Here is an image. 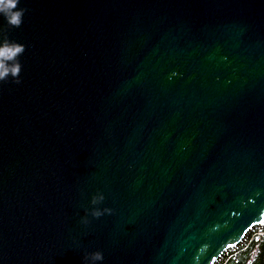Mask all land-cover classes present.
Returning <instances> with one entry per match:
<instances>
[{
	"label": "water",
	"instance_id": "1",
	"mask_svg": "<svg viewBox=\"0 0 264 264\" xmlns=\"http://www.w3.org/2000/svg\"><path fill=\"white\" fill-rule=\"evenodd\" d=\"M17 7L19 27L0 16L25 45L20 83H0V264H213L257 225L264 0ZM97 190L114 211L83 225Z\"/></svg>",
	"mask_w": 264,
	"mask_h": 264
},
{
	"label": "clouds",
	"instance_id": "2",
	"mask_svg": "<svg viewBox=\"0 0 264 264\" xmlns=\"http://www.w3.org/2000/svg\"><path fill=\"white\" fill-rule=\"evenodd\" d=\"M20 0H0V16L12 27H19L25 7H17ZM24 43L10 39L7 33L0 30V83H7L9 79L12 83H20V55L24 52ZM173 71L171 75H176ZM103 192L97 190L89 197V208L84 209V215L80 217V223L87 225L89 216L92 218L100 217L103 214H111L114 210L111 207L98 205L104 200ZM240 203L243 205L244 201ZM83 264H97L103 260L100 250L84 251L82 253ZM264 264V212H261L260 219L252 235L243 240L231 254V264Z\"/></svg>",
	"mask_w": 264,
	"mask_h": 264
},
{
	"label": "trees",
	"instance_id": "3",
	"mask_svg": "<svg viewBox=\"0 0 264 264\" xmlns=\"http://www.w3.org/2000/svg\"><path fill=\"white\" fill-rule=\"evenodd\" d=\"M241 243L242 241H240L237 245L224 250L221 255L215 259L213 264H231V254L237 247L240 246Z\"/></svg>",
	"mask_w": 264,
	"mask_h": 264
},
{
	"label": "built area",
	"instance_id": "4",
	"mask_svg": "<svg viewBox=\"0 0 264 264\" xmlns=\"http://www.w3.org/2000/svg\"><path fill=\"white\" fill-rule=\"evenodd\" d=\"M255 228H256V225L250 227V228L246 231V233L244 234V236H243V238H242L241 241L243 242V240L248 239V238L252 235V232L255 230Z\"/></svg>",
	"mask_w": 264,
	"mask_h": 264
}]
</instances>
